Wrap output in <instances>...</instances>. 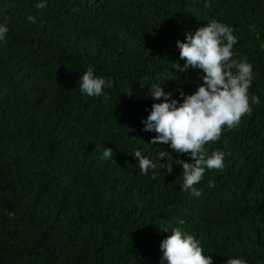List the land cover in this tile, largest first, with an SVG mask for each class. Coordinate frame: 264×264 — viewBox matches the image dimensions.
<instances>
[{
  "label": "trees",
  "instance_id": "trees-1",
  "mask_svg": "<svg viewBox=\"0 0 264 264\" xmlns=\"http://www.w3.org/2000/svg\"><path fill=\"white\" fill-rule=\"evenodd\" d=\"M37 2L0 0L10 29L0 42V264H160L164 229L177 226L213 264H264V0ZM209 20L234 30L260 103L205 145L225 153L224 167L206 170L193 197L180 165L152 179L132 150L171 152L147 144L148 89L159 77L173 98L195 91L199 70L180 71L176 41ZM89 65L111 80L107 97L80 93ZM103 145L112 160L100 159Z\"/></svg>",
  "mask_w": 264,
  "mask_h": 264
},
{
  "label": "clouds",
  "instance_id": "clouds-1",
  "mask_svg": "<svg viewBox=\"0 0 264 264\" xmlns=\"http://www.w3.org/2000/svg\"><path fill=\"white\" fill-rule=\"evenodd\" d=\"M36 8L47 7V0H38ZM38 17L26 16L29 23L35 24ZM10 29L7 17L0 22V42L6 40ZM234 30L227 24L217 20H209L191 32L185 33L184 40L176 41L179 57L184 60L180 71L198 69L200 83L191 94L179 93V99L173 98L171 91H165L159 77L148 89L152 98L150 110L146 118L141 119L143 131L155 133L147 144L158 143L168 145L169 151L162 150L156 159L144 154V149L134 148V157L140 174L152 172L156 179L157 170H173V164L181 166L179 187L190 196L201 197L202 190L198 185L206 170H222L225 153L214 149L209 153L205 145L216 142L221 137L224 127H237L241 117L251 114V104H259L255 95L249 96L254 78L253 67L244 60L234 58L233 46L238 43ZM112 82L95 73L89 65L80 76L78 88L87 97H107L106 88ZM172 152L185 154L192 162L173 159ZM113 151L106 145L102 146L101 160H112ZM163 159V163H161ZM183 221H179L183 225ZM170 234L159 244L162 253L160 264H213L211 256L204 253L200 241L184 231L182 227L165 228ZM225 264H247L245 259L227 257Z\"/></svg>",
  "mask_w": 264,
  "mask_h": 264
}]
</instances>
